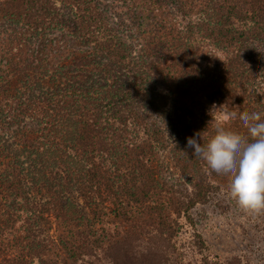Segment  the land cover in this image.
<instances>
[{
    "label": "trees",
    "instance_id": "trees-1",
    "mask_svg": "<svg viewBox=\"0 0 264 264\" xmlns=\"http://www.w3.org/2000/svg\"><path fill=\"white\" fill-rule=\"evenodd\" d=\"M114 1L0 0V264H179L187 138L264 116V0Z\"/></svg>",
    "mask_w": 264,
    "mask_h": 264
},
{
    "label": "rangeland",
    "instance_id": "rangeland-1",
    "mask_svg": "<svg viewBox=\"0 0 264 264\" xmlns=\"http://www.w3.org/2000/svg\"><path fill=\"white\" fill-rule=\"evenodd\" d=\"M102 3L113 13H124L123 6L114 0ZM216 56L223 59L219 53ZM220 116L218 111L216 118ZM178 228L174 262L264 264V212L241 211L228 195L227 186L212 189L205 203L196 204L181 216Z\"/></svg>",
    "mask_w": 264,
    "mask_h": 264
},
{
    "label": "clouds",
    "instance_id": "clouds-1",
    "mask_svg": "<svg viewBox=\"0 0 264 264\" xmlns=\"http://www.w3.org/2000/svg\"><path fill=\"white\" fill-rule=\"evenodd\" d=\"M226 108L222 105L216 109L224 123L237 116L234 111L223 110ZM241 124L246 135L217 125L206 143H201L200 133L187 138L186 149L204 161L210 173L227 178V193L241 211L258 214L264 212V116L245 112Z\"/></svg>",
    "mask_w": 264,
    "mask_h": 264
}]
</instances>
